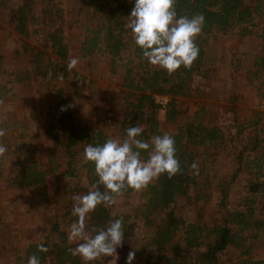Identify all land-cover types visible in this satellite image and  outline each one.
<instances>
[{
	"label": "trees",
	"instance_id": "obj_1",
	"mask_svg": "<svg viewBox=\"0 0 264 264\" xmlns=\"http://www.w3.org/2000/svg\"><path fill=\"white\" fill-rule=\"evenodd\" d=\"M134 3L135 0H80L79 8L67 11L62 0H20L19 4L0 0V10L15 11L14 31L27 39L23 42V52L29 58L30 72L49 83L70 76L75 82L73 95L67 97L62 90L58 92L57 101L48 108L43 124L45 140L51 148L62 152L65 162L59 154L56 159L46 158V162L25 161L22 156H15L11 170L15 172L18 185L20 188L45 186L54 175L76 178L81 168L85 170L87 186L80 192L86 194L98 179L94 164L82 163L87 145H102L108 138L122 140L126 130L134 126L143 127L138 139L144 141L168 132L175 140L181 172L172 179L163 174L141 190L133 211L114 215L112 207L97 206L86 220L89 231L106 228L110 220L122 216L123 240H126L133 234L136 223L141 222L151 230L142 246L145 255L142 264H264V259L252 256L254 241L264 236V114L252 110V117L245 118L238 129L235 126L238 106L234 104L228 113L233 114V127L237 132L228 133L220 122V111L202 106L194 115H189L184 109L190 103L194 77H206L215 69L218 56L208 43V36L215 33L233 32L242 39L256 36L260 40L261 52L254 56L252 64L264 101V0H176L177 18L202 14L205 23L195 40L199 48L197 59L190 68L181 66L171 76L151 66L134 44L130 29L126 28ZM69 13L74 16L70 24ZM75 32L78 46L74 49H78L79 60L90 67L94 60L106 57L110 73L120 79L117 92L105 102L108 122L100 128L82 122L75 103L78 95L95 83L85 72L67 68L73 57L69 39ZM28 39L36 40L37 45L32 47ZM5 73V64L0 58V76ZM93 73L89 70V74ZM8 92L0 80V100ZM156 96L170 97L166 119L167 123L177 125L173 132L162 130L161 107ZM62 107L66 110L61 111ZM247 127L253 132L244 142L241 136ZM236 140L241 146L236 147L237 152L233 154L237 163L235 176L247 174L248 181L244 187L245 209L231 211L229 185L214 184L205 173V162L214 159L221 149L234 145ZM4 145L8 151L0 157V168L13 155L12 147ZM142 158L147 159V152H142ZM193 162L199 164L198 175H193L189 168ZM216 188L220 192L218 198ZM100 190L103 191L102 186ZM135 192L128 189L122 196ZM180 199L185 200L183 205L178 203ZM186 208L195 212L194 222L184 218L182 212ZM63 217L70 223L76 220L71 211L65 212ZM52 231L57 233V240L46 236L43 241L29 243L18 251L10 264H27L33 254L40 264H83L79 257L69 253L68 249L74 248L76 243L68 241V234L60 230L59 223ZM41 244L47 252L38 251Z\"/></svg>",
	"mask_w": 264,
	"mask_h": 264
},
{
	"label": "rangeland",
	"instance_id": "obj_2",
	"mask_svg": "<svg viewBox=\"0 0 264 264\" xmlns=\"http://www.w3.org/2000/svg\"><path fill=\"white\" fill-rule=\"evenodd\" d=\"M12 1L20 3V0ZM62 3L67 11L80 7V0H62ZM14 12L0 10V58L6 68V73L0 76V80L9 90L5 98L0 100V128L6 129V135L3 139L0 138V143L13 149V155L0 168V264L13 263L18 251L33 241H43L46 236H51L53 241L57 240V233L52 231L56 223L60 224V230L68 234L71 223L63 214L72 211V196L82 195L80 189L87 186L86 173L81 168L76 178H56L54 175L47 185L28 188L19 187L15 172L11 170L15 156H22L25 161L38 159L46 162V158L56 159V154H59L62 162H65L62 152L51 148L50 143L45 140L43 124L48 108L57 101L58 92L62 90L69 97L75 91L73 76L54 79L49 83L30 72L29 58L23 52V42L27 39L14 31ZM73 18L69 13L68 24ZM95 27L94 23L93 28ZM77 36L75 32L69 39L73 47L72 58H79L78 49H74L78 46ZM28 42L32 47L37 45L34 39H28ZM208 43L218 56L215 69L206 77H194L190 103L184 109L189 115H194L202 106L218 110L222 114L220 122L225 131L237 132L233 127V114L228 113L234 104L238 106V121L235 124L238 129L245 118L252 117V110L264 114L260 83L253 76L256 68L252 64L254 56L261 52L260 40L256 36L242 39L231 32L227 35H210ZM75 69L85 72L95 82L75 99L81 121L94 128L103 127L108 122L105 117V102L117 92L115 89L120 79L110 73V63L106 57L94 60L90 67L87 62L79 60ZM89 70L94 73L89 74ZM166 98L170 102V97ZM159 118L163 131L173 132L176 129V124L167 123L166 109L162 107ZM244 131L241 137L245 142L253 131L249 127ZM235 142L227 149H221L214 159L205 162V173L213 179L214 184L224 182L229 185L228 207L231 211L245 209L244 187L248 181L247 174L235 176L237 163L233 154L237 152L236 147L241 146L238 145L239 141ZM34 148L35 152L32 151ZM140 192L119 197L118 203L112 206V213L115 215L133 211L139 203ZM214 192L218 198V188ZM178 203L183 205L185 200L180 199ZM182 213L188 222L196 220V214L191 209L186 208ZM87 229L89 230L88 225ZM150 232L141 222H137L133 234L117 248L115 257L109 256L102 261H94V264H126L130 251L135 252L133 264H142L145 258L142 246ZM252 256L258 260L264 259V236L261 235L254 241Z\"/></svg>",
	"mask_w": 264,
	"mask_h": 264
},
{
	"label": "clouds",
	"instance_id": "obj_3",
	"mask_svg": "<svg viewBox=\"0 0 264 264\" xmlns=\"http://www.w3.org/2000/svg\"><path fill=\"white\" fill-rule=\"evenodd\" d=\"M175 5L176 0H135L126 24L143 58L151 66L165 70L169 76L181 66L190 68L197 59L199 48L195 40L205 23L202 14L177 18ZM78 64L79 58L74 57L67 68L72 71ZM65 110L61 108V111ZM142 132V126L130 127L122 140L108 138L102 145L89 144L84 148L82 163L94 164L98 179L86 194L72 196L71 215L76 220L68 231V241L76 243L68 251L73 257H79L83 264L115 257L125 235L122 216L110 220L106 228L87 229L86 220L97 206L112 207L126 190L141 191L163 174L172 179L181 172L174 137L165 132L144 141L138 139ZM5 135L6 129L0 128V138ZM7 151V147L0 143V157ZM142 152H147V159L142 158ZM189 168L193 175L199 174L198 162H193ZM38 251L47 252L48 249L41 244ZM134 257L135 252L130 251L126 264H132ZM27 264H40L39 258L33 254Z\"/></svg>",
	"mask_w": 264,
	"mask_h": 264
},
{
	"label": "built area",
	"instance_id": "obj_4",
	"mask_svg": "<svg viewBox=\"0 0 264 264\" xmlns=\"http://www.w3.org/2000/svg\"><path fill=\"white\" fill-rule=\"evenodd\" d=\"M156 102L164 109H166L169 104L168 98L163 96H156Z\"/></svg>",
	"mask_w": 264,
	"mask_h": 264
}]
</instances>
